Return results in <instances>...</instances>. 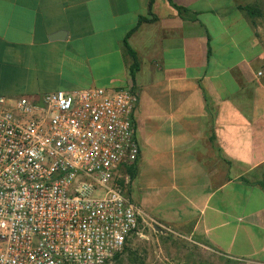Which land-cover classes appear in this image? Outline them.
I'll return each instance as SVG.
<instances>
[{
	"label": "crops",
	"instance_id": "crops-1",
	"mask_svg": "<svg viewBox=\"0 0 264 264\" xmlns=\"http://www.w3.org/2000/svg\"><path fill=\"white\" fill-rule=\"evenodd\" d=\"M149 2L0 0V96L131 87L139 153L119 173L144 219L264 262L259 29L239 0Z\"/></svg>",
	"mask_w": 264,
	"mask_h": 264
},
{
	"label": "built area",
	"instance_id": "built-area-1",
	"mask_svg": "<svg viewBox=\"0 0 264 264\" xmlns=\"http://www.w3.org/2000/svg\"><path fill=\"white\" fill-rule=\"evenodd\" d=\"M262 71H258L261 75ZM131 87L0 96V264H108L141 232Z\"/></svg>",
	"mask_w": 264,
	"mask_h": 264
},
{
	"label": "rangeland",
	"instance_id": "rangeland-1",
	"mask_svg": "<svg viewBox=\"0 0 264 264\" xmlns=\"http://www.w3.org/2000/svg\"><path fill=\"white\" fill-rule=\"evenodd\" d=\"M239 1L255 9L251 19L259 29V38L264 43V0ZM136 192V189H132V199L141 203V194ZM158 226L161 231H157L145 219L141 232L108 264H264L259 260L227 256L215 247L202 243L201 238L196 235L191 236L177 228Z\"/></svg>",
	"mask_w": 264,
	"mask_h": 264
},
{
	"label": "trees",
	"instance_id": "trees-1",
	"mask_svg": "<svg viewBox=\"0 0 264 264\" xmlns=\"http://www.w3.org/2000/svg\"><path fill=\"white\" fill-rule=\"evenodd\" d=\"M151 3H152V0H150V2H149V9H150ZM176 7L179 10H182L181 7H179V6H176ZM241 8L244 9L250 15H252V14L255 13V9L253 7H251L250 5H244ZM145 19H146L145 17H142L141 16L139 18V22L142 21V20H145ZM123 42H124V46H125L127 52L129 53V55L132 58V63L130 65V67H129V75H130L131 79H133L134 78L135 71L138 68L137 58H136L135 52L129 47V45H128L127 41H126V38L124 39ZM211 138H212V136H211ZM133 170H134V168H132V167L128 168L130 178H132L133 175H134V171ZM240 179L241 180H244L242 177ZM117 256H118V253L114 256V258H116Z\"/></svg>",
	"mask_w": 264,
	"mask_h": 264
},
{
	"label": "water",
	"instance_id": "water-1",
	"mask_svg": "<svg viewBox=\"0 0 264 264\" xmlns=\"http://www.w3.org/2000/svg\"><path fill=\"white\" fill-rule=\"evenodd\" d=\"M66 31L64 30H59V31H56L55 33H53L49 38L50 39H53V38H63L65 36V33ZM153 227L157 230V231H161V228L155 224L153 225Z\"/></svg>",
	"mask_w": 264,
	"mask_h": 264
}]
</instances>
